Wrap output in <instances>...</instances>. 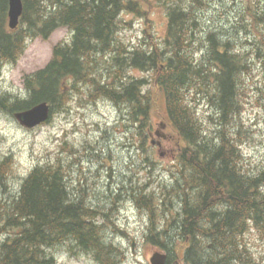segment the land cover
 <instances>
[{"label": "trees", "instance_id": "1", "mask_svg": "<svg viewBox=\"0 0 264 264\" xmlns=\"http://www.w3.org/2000/svg\"><path fill=\"white\" fill-rule=\"evenodd\" d=\"M207 1L174 0L168 6L167 32L160 43L129 45L120 38L119 30L127 24L126 14L139 12L136 1L23 0L20 25L12 29L8 25L9 0H0L2 64L16 62L30 39H47L61 27L71 32L68 42L54 46L52 59L44 68L25 75L22 93L0 92V114L16 120V113L46 101L52 111L49 123L55 113L68 112L76 105L81 89L107 94L113 102L133 108L127 120L130 125L140 120L144 144L153 127L152 87L156 86L165 98V121L180 141L181 165L175 172L176 184H166L162 191L172 195L170 200L137 188L130 195L150 214L147 241L163 245L158 237L166 230L157 231L156 202L168 209L182 203L188 194L184 230L191 234V246L184 264H264L248 241L253 232L264 233L261 178L241 174L236 148L226 135L209 132L205 138L207 130L197 117V104L191 102L209 98L216 108V127L222 124L223 131L231 128L232 115L241 112L238 100L250 73V54L257 58L264 55V0H242L243 8L237 13L235 8H226L224 17L235 14L241 28L228 23L222 28L210 26L208 12L214 6L210 8ZM235 31L246 36V44H238L242 36L232 40ZM136 70L144 75L134 77ZM210 135L221 142L208 140ZM58 157L38 162L16 184L11 180L14 155L0 157V264L53 263L49 250L63 242L79 244L101 264L121 263L127 249L112 235L118 222L112 218L117 228H107L100 219L102 210L92 205L94 199L68 188V166ZM177 237L166 241L171 251L168 264H174L177 257ZM200 237L201 249L197 246Z\"/></svg>", "mask_w": 264, "mask_h": 264}, {"label": "rangeland", "instance_id": "2", "mask_svg": "<svg viewBox=\"0 0 264 264\" xmlns=\"http://www.w3.org/2000/svg\"><path fill=\"white\" fill-rule=\"evenodd\" d=\"M132 1H136L139 12L126 14L127 24L119 30L120 38L129 45L142 44L143 41L150 44L154 41L160 43L167 32L168 6L174 0ZM207 2L211 4L210 8L214 6V9L208 12V19H211L210 26L222 28L225 23L231 24L234 28L241 26L235 14L228 17L224 15L226 8H235L236 13L243 8L242 0L237 4L232 3V0ZM70 34L68 28H60L47 39L44 37L30 39L25 51L16 62L6 65L0 63V92L7 90L13 94L22 93L26 88L25 75L45 67L52 57L54 45L70 38ZM231 35L234 36L232 40L235 41L242 36V39H238L240 46L247 43L243 33L239 34L235 31ZM263 56L257 58V55L251 57L250 54V73L246 76L245 91L239 97V104L242 103L241 112L232 115L231 128L223 131L222 124L216 127L219 122L214 119L216 108L209 98L205 97L199 102L191 100V102L193 106L197 104V117L207 130L203 134L205 138L209 132L215 136L220 133L222 136L226 135L231 146L237 148L241 174L261 177L263 179L261 185L264 188V91H259L264 89ZM134 72H131L134 77L144 75L140 70ZM152 93L155 107L150 122L152 121L153 131H149L148 142L145 141L144 144L141 140L143 136L141 137L140 120L137 119L133 125L127 120V114L130 109L133 111V108L129 106L130 109H127L124 103L113 102L107 94L100 96L96 94L95 97L92 93L93 96L85 100L88 97H83L82 92H78L79 100L70 111L61 110L55 113L51 122L42 124L34 130L27 129L17 120L0 114V157L11 153L15 157V172L11 175L12 184H16L18 178L28 173L38 162L50 158L56 161L60 158L58 156H62L65 167L66 164L68 166L66 179L68 188L74 189L81 196L85 194L92 197L94 199L92 205L103 212L100 217L101 222L110 230L117 228L112 224L111 219L119 215L116 221H120L123 227L118 229H122L125 233L117 232L122 236L118 237V240L127 249V253L118 264H149V259L156 250L163 248L166 252H171L165 244L166 241L174 240L176 235L178 236L175 239L177 257L174 261L179 264L183 262L186 251L191 246V234L184 230L187 222L184 206L185 202L189 201L188 194L184 196L182 203L175 207L169 205L168 209L174 208L173 212H168L167 215L162 203L156 202V225L160 226V230L167 229L165 239L163 237L166 235L158 237L163 242L162 248L147 241L152 227L149 212L146 210L143 212L133 198L128 200L136 188H147L149 193L154 192L156 196L170 200L172 195L167 193L168 191L165 193L162 191L166 184L172 187V179L176 184L175 172L178 171L180 164L179 161L174 160L178 157L180 141L176 138L175 129L165 121L164 114L167 110L163 94L156 86L152 87ZM208 138L211 140L213 135ZM216 141L221 142V139L218 138ZM216 141L214 139L215 143ZM95 149L100 150V153L95 154ZM137 171L139 175H136ZM182 178L183 176L180 178L181 181ZM174 188H171V191ZM173 213H176L177 220L171 224ZM105 233L107 236V232ZM115 233L116 231L112 235ZM253 233L254 235H249L248 241L254 254L264 258V240L259 239L264 238V233L261 235L258 232ZM202 239L198 238L199 249ZM134 242L133 250L131 244ZM218 244L221 247V243ZM73 245L74 243L63 242L50 248L49 253L53 254V263L47 264H96L95 259L86 252V249L79 244Z\"/></svg>", "mask_w": 264, "mask_h": 264}, {"label": "water", "instance_id": "3", "mask_svg": "<svg viewBox=\"0 0 264 264\" xmlns=\"http://www.w3.org/2000/svg\"><path fill=\"white\" fill-rule=\"evenodd\" d=\"M9 25L15 28L19 24L20 16L23 12L22 0H9ZM18 120L28 127H35L39 123L45 121L49 117V106L47 103H41L34 108L18 113ZM166 254L156 252L152 258V264H166Z\"/></svg>", "mask_w": 264, "mask_h": 264}, {"label": "bare ground", "instance_id": "4", "mask_svg": "<svg viewBox=\"0 0 264 264\" xmlns=\"http://www.w3.org/2000/svg\"><path fill=\"white\" fill-rule=\"evenodd\" d=\"M240 97V96H239ZM99 101V100H98ZM239 101V100H238ZM211 111V110H210ZM216 122V121H215ZM208 125V124H207ZM201 128V127H200ZM113 140V139H112ZM104 141V140H103ZM217 142V141H216ZM115 143H117V142H115ZM218 143V142H217ZM111 148H112V146H111ZM104 154V153H103ZM135 165V164H134ZM14 195V194H13Z\"/></svg>", "mask_w": 264, "mask_h": 264}]
</instances>
